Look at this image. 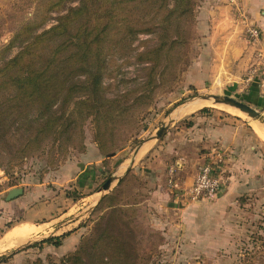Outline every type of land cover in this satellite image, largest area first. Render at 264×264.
<instances>
[{"label": "rangeland", "instance_id": "rangeland-1", "mask_svg": "<svg viewBox=\"0 0 264 264\" xmlns=\"http://www.w3.org/2000/svg\"><path fill=\"white\" fill-rule=\"evenodd\" d=\"M81 2L88 15L72 17ZM64 16L75 47H64L67 35L43 37ZM253 27L247 0H0V103L27 94L15 91L22 71H39L49 55L60 59L56 82L41 77L50 109L38 97L20 109L0 105V205L9 190H23L1 216L0 232L24 226L16 228L22 240L29 235L0 254V264H264V123L198 99L229 96L264 118V108L242 100L247 73L264 52ZM85 39L91 44L81 47ZM69 54L79 63L66 68ZM90 70L100 74L96 95L88 94ZM213 114L248 135L259 166L247 178L244 166L231 167L234 153L216 144L203 154L189 138L197 118ZM55 118V132L33 134ZM165 142L160 166L153 152ZM212 149L227 161L218 197L154 196V182L166 189L170 165L181 164L185 183ZM79 249L88 251L71 261Z\"/></svg>", "mask_w": 264, "mask_h": 264}, {"label": "crops", "instance_id": "crops-1", "mask_svg": "<svg viewBox=\"0 0 264 264\" xmlns=\"http://www.w3.org/2000/svg\"><path fill=\"white\" fill-rule=\"evenodd\" d=\"M247 4H248L249 13L251 15L254 27L258 28L259 33H260V37L258 39L259 43L264 48V0H247ZM222 74L223 73L222 72L220 73L218 69L217 72L215 73V76L216 77L220 76L221 81H222ZM221 81L218 83H215L214 85L220 86L222 84ZM258 95L263 99V104L261 106H256V107L264 108V95H262L260 91H258ZM196 121H197L196 126L194 127V129L191 130L193 131V134H190L191 136L189 138H191V141L195 140V142L199 140L201 144H203V154L205 152L207 153V151L212 146H215L216 144L221 145V147H223L226 150V152L230 151L234 153L235 155V156L230 157L232 168H235L236 166H240V165L244 166V168L246 169V172H245L246 178H247L246 174L248 172L249 173L254 172V170L259 166L258 165L259 163L256 164L253 161L254 155H252V152H250V150L248 149L249 147H251L249 144V142L251 143V141H248V135L244 131H242L241 125L234 123L231 119L223 118V117L217 116L216 114L208 115V116L203 115L202 119L197 118ZM168 146L169 145H167L165 142L162 145H159L156 150H154L153 154H156L157 157L154 158L153 163L157 162L160 166L164 164V162L161 161V158L163 157L164 153L161 154V151L159 150L165 149V151H168L169 150ZM84 171L87 172L85 168L77 172V174L79 173L77 178H82ZM178 175H179L181 183L183 184H186V182H188L190 185L194 178L193 176L188 181H185L184 183L182 177H180L181 174L179 172H178ZM152 177H154V175H152ZM230 187L232 189L233 185L230 184ZM153 194L156 197L166 195V189H164L160 183L154 182L153 183ZM9 202H4L2 205H0V221L3 220V217L1 216L7 214L9 210V206H15L16 204H19L17 203V201L16 203H14L15 201H9ZM29 216H30V213H27V217ZM2 228L3 227L0 225V229ZM16 228H25V227L17 226V227L7 228L6 230H3V232H0V242L3 240L5 236H7L11 231H13ZM28 236L26 239L19 241L18 244H15V245L13 244L10 247H7L2 252H0V254L5 253L9 249L24 243L28 239Z\"/></svg>", "mask_w": 264, "mask_h": 264}, {"label": "trees", "instance_id": "trees-1", "mask_svg": "<svg viewBox=\"0 0 264 264\" xmlns=\"http://www.w3.org/2000/svg\"><path fill=\"white\" fill-rule=\"evenodd\" d=\"M88 11H89V6L84 3L81 2L79 9L76 12H70L71 16L73 17V15H80V16H86L88 15ZM69 16H64L61 19V23L50 29L49 31L45 32L43 34V37H46L48 41H52L55 38H59L61 35H67L66 36V43L64 42V47H75V35L69 34V29L66 27V22L68 21ZM70 21V19H69ZM87 44V40H83L81 42V47L83 45ZM91 43H88L86 46L90 45ZM59 47V45H58ZM77 47H80L79 44L77 45ZM57 53V52H56ZM84 55H82V60L86 59L88 56V49L86 50V52L84 51L83 53ZM22 54L15 57L14 59H12L10 61V65L11 66H19V63H22ZM42 64H44L41 69L39 71H35V70H28L25 69L24 71L21 72V76L19 79H14L18 84L16 85V90H19L20 93H23V91H27V94H24L22 96H20L19 94H17V96H15L13 99H8L7 101L4 100V102L0 103V105L2 107H8L11 109H20L22 107H24L26 100L28 98H34V97H38V98H42L40 100H43L45 103L43 104V107L46 109H50L51 108V99L50 97H48L47 95V89L49 90V86L46 82L45 79L41 80L42 76H49V79H52L53 82H56V79L59 76L58 72H55L53 70V65L56 62H60V59L58 58V56H53L51 57L49 55L48 58L46 59H42L40 58V60ZM65 63H67V67L66 68H70L71 65H73L74 62H76V64L79 63V60L77 58L76 54H69L68 57H66V59L64 60ZM65 69L64 67H62V70ZM91 72V79L89 81V93L90 95H96L99 92V81H100V74L98 72ZM74 74V73H72ZM38 95V96H37ZM40 96V97H39ZM259 98V99H258ZM26 99V100H25ZM243 101L249 103V104H254L255 106H261L263 104V99L258 95V88L252 84L250 85L248 92L246 93V95L243 96ZM205 109H203L204 111ZM1 117V116H0ZM1 121V118H0ZM45 124V123H44ZM44 124L40 127L35 128L33 131L34 132H38V133H45L48 131H52L55 132V129H53V127H55L58 124V118H55L54 121H50L47 124V128H44ZM32 134V133H31ZM30 136V135H28ZM33 140V135L31 136V139L29 142H32ZM80 179V178H79ZM83 180V178H81ZM83 183V182H81ZM112 197V195L105 197L104 200H110ZM7 227V226H6ZM49 242H55V245H60V238H53V239H49ZM86 245V243H85ZM82 251L83 253H86L88 251V249L85 250H77V252L75 254H73L71 256V261L75 258L78 257L79 252ZM87 257V256H86ZM87 258H90L89 256Z\"/></svg>", "mask_w": 264, "mask_h": 264}, {"label": "built area", "instance_id": "built-area-1", "mask_svg": "<svg viewBox=\"0 0 264 264\" xmlns=\"http://www.w3.org/2000/svg\"><path fill=\"white\" fill-rule=\"evenodd\" d=\"M249 32L255 40L259 39L258 28L253 27ZM245 81L250 85L254 84L264 95V52L257 55ZM226 163L225 153L220 149H212L198 167L192 183L184 187L178 175L182 166L176 162L167 169L166 190L172 196H181L191 200L216 198L223 191L227 180Z\"/></svg>", "mask_w": 264, "mask_h": 264}, {"label": "water", "instance_id": "water-1", "mask_svg": "<svg viewBox=\"0 0 264 264\" xmlns=\"http://www.w3.org/2000/svg\"><path fill=\"white\" fill-rule=\"evenodd\" d=\"M199 98L204 99V100H208V101H213L214 103H218V104L222 103L225 105H229L232 108L237 109L241 113H244L245 115H247L251 119L257 117L259 114V112L255 108H253V107L249 106L248 104H245L241 101L235 100L229 96L203 95V96H199ZM259 123H261V124L264 123L263 117H260ZM167 129H168V127L166 126V127H163L161 129L157 130L155 133L156 137L160 138L161 136H163L166 133ZM129 169H131V167H128V170ZM115 180H116L115 176L109 177L105 181V183L101 186V189L99 190V192L107 191L110 188L112 182ZM22 193H23L22 189H19V188L11 189L6 193L4 201L5 202L12 201L13 199L22 195Z\"/></svg>", "mask_w": 264, "mask_h": 264}, {"label": "bare ground", "instance_id": "bare-ground-1", "mask_svg": "<svg viewBox=\"0 0 264 264\" xmlns=\"http://www.w3.org/2000/svg\"><path fill=\"white\" fill-rule=\"evenodd\" d=\"M199 100L201 101H207V102H210L208 100H204V99H200L198 98ZM212 103V102H210ZM213 104V103H212ZM198 105V104H197ZM205 105V104H204ZM225 108H228V109H231L233 111H237L239 112L241 115L243 114L245 116L244 113H241L240 111H238L237 109L235 108H231L229 106H224ZM191 109V108H190ZM260 117H263V115L261 113L258 114L257 117L251 119L253 122H256V123H259V119ZM260 124V123H259ZM257 130L259 133H261L260 131V127L257 126ZM263 133V132H262ZM24 236V233L22 230H17V229H14L13 231H11L7 236H5V238H3V240L0 242V252L3 251V249H6L7 247H10L11 245H15L17 244L20 240H22Z\"/></svg>", "mask_w": 264, "mask_h": 264}]
</instances>
